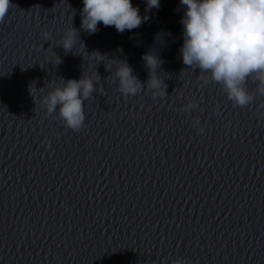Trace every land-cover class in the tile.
I'll use <instances>...</instances> for the list:
<instances>
[{
	"label": "water",
	"instance_id": "water-1",
	"mask_svg": "<svg viewBox=\"0 0 264 264\" xmlns=\"http://www.w3.org/2000/svg\"><path fill=\"white\" fill-rule=\"evenodd\" d=\"M132 4L146 17L138 28L98 23L90 34L83 0H10L0 23V264H264V97L234 105L182 63L179 0ZM70 26L83 44L65 53L56 45ZM149 51L164 61L166 95L123 96L120 61L143 84ZM82 73L100 79L77 132L41 99ZM190 100L200 110L182 112Z\"/></svg>",
	"mask_w": 264,
	"mask_h": 264
},
{
	"label": "clouds",
	"instance_id": "clouds-1",
	"mask_svg": "<svg viewBox=\"0 0 264 264\" xmlns=\"http://www.w3.org/2000/svg\"><path fill=\"white\" fill-rule=\"evenodd\" d=\"M179 3L184 7L180 20L182 63L193 70L199 69V79L204 84L210 81L220 84L234 105L244 107L258 96L264 97V0H179ZM159 6L160 0H146L147 9ZM9 8L10 0H0V23L4 22ZM145 19L132 0H83L81 29L90 34L98 31V23L114 26L118 33H123L138 28ZM78 35V30L70 26L56 46H62L65 53L72 52L78 42L83 44L78 41ZM41 36L45 41L50 39L47 31H42ZM56 58V64L60 63V58ZM142 60L147 69V80L143 84L133 75L128 63L120 61L114 72L118 91L127 97L146 88L154 99L165 96L167 86L158 75L164 61L151 51L144 53ZM99 79L97 73L94 76L82 73L79 79H60L62 84L52 86L43 95L42 106L48 114L57 113L65 127L78 132L85 126L83 104L93 98L97 90L94 85ZM249 79L255 83V91L246 87ZM33 90L36 88L30 84L32 97ZM258 107L264 109V102ZM193 110H200L195 100L181 109L182 112ZM192 124L199 132H204L198 117L193 118ZM172 264H183V261L176 259Z\"/></svg>",
	"mask_w": 264,
	"mask_h": 264
}]
</instances>
